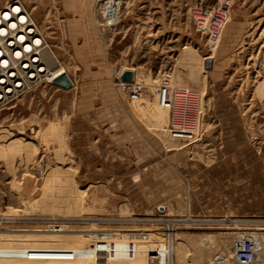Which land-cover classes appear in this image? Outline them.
Here are the masks:
<instances>
[{"label": "rangeland", "instance_id": "obj_1", "mask_svg": "<svg viewBox=\"0 0 264 264\" xmlns=\"http://www.w3.org/2000/svg\"><path fill=\"white\" fill-rule=\"evenodd\" d=\"M23 1L75 85H41L0 113V219L9 218L0 220V264H148L147 248L129 259L122 243L102 258L90 248L93 231L83 229L131 224L126 218L157 226L160 206L166 218L188 217L163 262L212 264L232 257L234 235L264 233V0H233L212 52L190 9L215 0H124L118 24L104 30L96 0ZM82 12L91 14L100 49L77 59L63 24ZM126 69L143 87L137 99L118 78ZM167 73L193 92L209 132L201 141L171 138L170 111L156 97ZM49 215L116 220L81 223L58 238L38 218ZM83 249L87 255L76 251Z\"/></svg>", "mask_w": 264, "mask_h": 264}, {"label": "built area", "instance_id": "obj_2", "mask_svg": "<svg viewBox=\"0 0 264 264\" xmlns=\"http://www.w3.org/2000/svg\"><path fill=\"white\" fill-rule=\"evenodd\" d=\"M102 1V2H101ZM117 0H96L97 3L108 2L110 5ZM233 0H215V5L209 9L191 8L190 16L193 20L195 29L203 34L205 39H214L221 27L224 24V9L230 8ZM99 12V9H98ZM105 11H103L104 13ZM7 14V16H6ZM105 14V13H104ZM207 16V25L204 29L197 26V21H201L203 17ZM46 33L41 29L32 11L28 8L23 0H9L5 5L0 7V113L10 106L14 105L18 100L32 92L41 85L50 84L58 75L53 74V69H50L48 63L43 56L44 51L49 48ZM208 45V44H207ZM213 45H208L209 52H212ZM261 66V62H259ZM168 75V74H166ZM164 77V79H166ZM126 91L132 98H139L142 96L143 88L140 84L126 83ZM160 91V102L163 105H169L177 108V112L171 110L170 131L173 136L180 139H200L203 131L199 132V127L194 129L192 124L183 127H175L173 121H181V110L178 107V102L169 101L167 95L170 93L169 87L164 84L158 89ZM177 91L178 99L183 100L184 95H188L186 90L173 89ZM186 119L189 121L193 119L196 114L193 111L187 110ZM175 113L178 119H174ZM204 112L200 115L203 119ZM200 134V135H199ZM42 175V169L38 170ZM164 212L159 211L154 222L160 227V231L166 235L172 231L173 226L177 223L178 218H166ZM40 218L42 222L53 224L55 228H59L64 223H78L74 225L82 226L81 223H86L89 219H84L82 216L77 218H61L52 217ZM104 218V217H103ZM34 219V218H31ZM106 219H100L104 222ZM6 221V220H4ZM98 220V222H100ZM80 224V225H79ZM251 232V231H246ZM233 247L234 258L236 264H264V250H261L257 244L256 236L247 233L239 236L234 240ZM122 250V249H121ZM81 255H87L86 250H76ZM73 255L75 251H70ZM157 253V252H156ZM34 254V253H30ZM134 256L135 254H129ZM106 255L102 254V258Z\"/></svg>", "mask_w": 264, "mask_h": 264}, {"label": "bare ground", "instance_id": "obj_3", "mask_svg": "<svg viewBox=\"0 0 264 264\" xmlns=\"http://www.w3.org/2000/svg\"><path fill=\"white\" fill-rule=\"evenodd\" d=\"M101 2L97 3V6L95 5V16L97 19L100 20V21H96L98 26L104 30L106 27H109V26L111 27V26H115V24H118V22H119L118 19L121 15V9H122L121 8L122 5L120 3L124 2V0H117L113 5L112 4L110 5L108 2H103V3H101ZM5 4H3V5H5ZM3 5H1L0 7H2ZM98 9H99V12H98ZM103 11H105L104 12L105 14L103 13ZM223 13H224L223 14L224 15V24L221 27L218 35L214 39H210V38L207 39L206 38V43L208 45L212 44L214 47L215 46L217 47V45H218V43L222 37L223 30H224V28H225V26L229 20L228 19L229 18V10L224 9ZM6 16H7V14H6ZM196 23H197V27H199L200 29H204L207 25V16L203 17L201 19V21H199V22L197 21ZM39 26L41 27L40 24H39ZM41 29L43 30L42 27H41ZM47 42L49 44V40H47ZM50 46L51 45L49 44V48L46 51H44L43 56L45 58V61L48 63L50 69H53V71H54L53 74L55 76L56 75L60 76L62 73H67L65 66L59 61L56 53L54 52V50ZM126 70H129V69H126ZM122 73L118 77L120 80H121ZM167 74L168 75L163 74V76L160 79V85L158 86V88L156 90V97L158 99L159 104L161 106H163L164 108L169 109L170 121H171V110L173 109L174 112H177V108L172 107L171 103L169 105L161 104V102H160V91H158V89L161 87L162 84H164L166 87H169V89H170V93L167 95L168 100L170 102L172 100L175 102H178V107L181 110V114H180L181 115V119H180L181 121H178V122L173 121L175 124L174 126L175 127H183L182 126V122H183V123H185V125H186V123H187V125L191 124V127L193 124L194 129H197L199 127V132L201 130L203 131V134H202L200 139L194 138V139H187V141H186V140H183V139H180L178 137L173 136L172 132L170 131V122H169V134H170L171 138H173L175 140L185 141V143H187V144L188 143L192 144V143L201 141V139L203 138V136L205 134V131L203 130V127L199 124V121L197 120V113H195L193 110L194 109L193 108V106H194V94H193V92L187 88H177L176 86H174L172 84V79H171L170 73H167ZM166 76H167V78L164 79V77H166ZM134 78H135V74L133 71V79L132 80H129V81L121 80V82L124 83L123 84V90L127 94H129V93L126 91V85H127L126 83L129 82V83H133V84H139V83L132 82V81H134ZM54 80L50 84H53ZM173 89H183V90H186L190 94H189V96L184 95L183 100H181L180 98L178 99V96L176 94L177 91H173ZM187 110L193 111L196 114L195 116L193 115V119H191L190 121L188 119H186L185 113H187L186 112ZM206 112L207 111L204 112L203 119L205 117ZM177 115L178 114L175 113L174 119H178ZM38 169L39 170L42 169V171H43L42 175L45 173L44 162L41 161V163L38 164ZM166 210L167 209H165L164 207L160 208V211L164 212V214H166V213L168 214V211H166ZM52 217L56 218L58 216H52ZM77 217L78 216H70L66 219L68 220L70 218L72 219V218H77ZM82 217L84 219H89V222L92 224H95V222H93V221H96V223H98V220L100 221V219H105L101 216H82ZM40 218H46V216H41ZM61 218H65V217L62 216ZM126 219L129 222H131V224H122V225H119L117 228H106V227H101V225L97 226V227L96 226H91V227L85 226L84 227L85 229H83V230L93 231V233L91 234L92 242H91L90 248H92L96 252L109 254L111 257H113V256H116L117 244L122 243L124 245L123 246L124 255L126 257H128L129 259H134L136 257V255L139 253V251H140L139 249L142 246L143 248H147L146 252H147L148 257H149V263L148 264H177L173 257H168L166 262H163L161 260V257L163 256V254H167V252H168V254H171V250H169V248L171 246L175 245L174 239L176 236V232L179 229L178 224H180L181 222L188 221V217L176 219L178 221L175 224V226H173L172 231H170L168 235H166L165 233H162L159 230L160 229L159 226L137 224V221L141 218H126ZM152 219L153 218H149L146 220H152ZM0 220H2V221L9 220V218L4 217V218H1ZM107 220H110V222H114V220H116V219L109 217ZM190 221H192V220H190ZM262 221H264V220H262ZM104 222H106V221H104ZM104 222L100 221L99 223H104ZM43 223H40V224H43ZM228 223L238 224V223H240V221H230ZM254 223L257 224L256 222H254ZM74 224H78V223H74V222H71L69 224L64 223L59 228L53 227L54 226L53 224L45 223L44 225L48 229L47 232H49V233L52 232V233H54L52 235H55V236H49V237H56L57 236L58 238H70V236L74 235V230H66V228L78 227V225H74ZM80 227H83V226H80ZM129 227H134V228H136V230H124L125 228H129ZM15 231L21 232L20 230H15ZM88 231H86V232H88ZM246 231H251V232H246ZM10 232H13V230H10ZM35 232H38V231H34V233ZM47 232H46V234H47ZM247 233L253 234L254 237L256 236L257 244L260 246L261 250H264V239L262 238V236H264V233H262V232L256 233L253 231V229H249V230L245 229V231L241 232L239 235H234L233 240H236L239 236H242V235L247 234ZM39 234H40V232H39ZM259 234H261V235H259ZM10 235L11 236H19V235H14V233L13 234L10 233ZM26 237L27 238L41 237V235L31 234V235H27ZM234 250H235V247H233V254H232L231 258H227L224 255L214 256L213 258L216 260H219V261L220 260L223 261L222 264H236V261L234 258ZM132 252L135 254L134 256L129 255V254H132ZM214 259L211 260L212 264H215Z\"/></svg>", "mask_w": 264, "mask_h": 264}, {"label": "crops", "instance_id": "obj_4", "mask_svg": "<svg viewBox=\"0 0 264 264\" xmlns=\"http://www.w3.org/2000/svg\"><path fill=\"white\" fill-rule=\"evenodd\" d=\"M63 25L65 33L64 37L66 39H69L68 43L70 44V46H72V56L77 59L81 58L82 55H85L83 54V52L86 51L88 52V57L90 58L92 56H90V53L93 50H97L99 52L100 44L97 37L98 31L89 12H82L79 16L66 20L65 24ZM79 38L81 39V41H79ZM87 61H90V59H88ZM94 72L95 75L92 74L91 77L95 85H98L99 73L96 70ZM208 133L206 132L204 136Z\"/></svg>", "mask_w": 264, "mask_h": 264}, {"label": "water", "instance_id": "obj_5", "mask_svg": "<svg viewBox=\"0 0 264 264\" xmlns=\"http://www.w3.org/2000/svg\"><path fill=\"white\" fill-rule=\"evenodd\" d=\"M133 79V71L132 70H125L121 75V80L123 81H129ZM54 84L63 87L65 89H70L73 87L74 82L71 79V77L68 75V73H62L60 76H58L54 82ZM162 207V206H160Z\"/></svg>", "mask_w": 264, "mask_h": 264}]
</instances>
